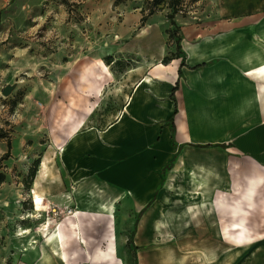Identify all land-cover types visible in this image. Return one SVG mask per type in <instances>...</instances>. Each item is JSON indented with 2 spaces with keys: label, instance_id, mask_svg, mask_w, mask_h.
<instances>
[{
  "label": "crops",
  "instance_id": "obj_1",
  "mask_svg": "<svg viewBox=\"0 0 264 264\" xmlns=\"http://www.w3.org/2000/svg\"><path fill=\"white\" fill-rule=\"evenodd\" d=\"M103 1L88 0L91 9L113 2ZM214 1L217 7L207 22L182 29V57L169 64L162 63L171 51L168 27L159 25L153 15L121 48L118 43L80 42L70 62L61 63L63 68L59 65L58 79L72 82L57 90L63 92L68 105L30 197L34 214L33 191L43 198L44 219L55 192L61 194L58 202L75 213L62 222L53 220L58 230L53 228L42 236L47 248L40 264H47L51 256L58 264H75L81 257L86 264H125L118 252L116 219L136 224L140 241L167 240L170 234L172 240H220L224 243L221 249L218 245L200 251L197 259L207 264H225L227 253L237 256L247 241L261 236L264 0ZM122 11L123 34L140 27L141 7ZM87 45L103 51L96 58L82 56ZM119 51L142 61L116 72L105 58ZM97 92H104V98L92 116ZM31 95H20L15 106L9 104L10 98L0 99V129L6 123L15 125L18 132L13 141L26 140L22 118L14 113L17 105L29 106ZM68 97L73 100L69 102ZM2 103L9 106L2 109ZM107 114H113V119L99 128L95 116L105 118ZM207 144L213 146L198 147ZM4 149L0 143V155ZM32 149L25 145L15 157H26L29 162ZM54 151H58L56 159ZM85 217L91 223L99 217L107 220L102 245L90 251L81 228ZM149 258L150 264L153 259L157 262L156 254Z\"/></svg>",
  "mask_w": 264,
  "mask_h": 264
},
{
  "label": "rangeland",
  "instance_id": "obj_2",
  "mask_svg": "<svg viewBox=\"0 0 264 264\" xmlns=\"http://www.w3.org/2000/svg\"><path fill=\"white\" fill-rule=\"evenodd\" d=\"M110 3L109 7L103 4L101 8L91 9L88 0H0V99L10 98V104L19 101L20 95L25 92L32 94L27 99L28 109L17 105L14 113L22 118L23 132L27 130V137H24V133L22 137L26 140L13 141L18 132L15 125L9 126L10 124L6 123L0 129V143L5 146L0 155V178L5 177L4 182L0 184V264H40L43 250L47 248L46 240L42 239V236H47L53 228L55 231L58 230L59 226L52 224L53 220L62 222L67 216L75 213L58 202L61 194L55 192L52 196L50 217L44 219L41 213V217L36 219L30 197L31 190L25 189L29 169L52 145L58 133V123L68 105V102L65 105L63 92L57 90L69 87L72 82L63 78L58 79L59 65L70 62L75 47H79L80 42L118 43V47L121 48V43L133 40L140 32L141 26L145 25L131 28L130 32L123 34L121 31L125 19L123 8L141 7L143 16L154 9L157 23L168 27L166 33L168 29L176 30L167 15L177 9L179 13L175 16V21L179 30L174 38L169 39L168 35L167 42L171 50L168 55L171 56L177 53L176 41L178 36L182 37V29L204 24L212 17L213 10L217 7L214 0H176L174 3L173 0H161L158 6L153 5L154 0H113ZM105 45L107 46V43ZM99 51L103 49L91 48L89 45L81 50L82 56L95 58ZM113 56L115 60H123L131 65L142 61L141 58L132 55L123 56L120 51ZM124 58L129 59L125 61ZM7 85L16 86L9 97L2 94L3 88ZM11 96L16 99L13 100ZM95 98L96 103L91 104L92 116L99 108L98 101L104 98V92H97ZM67 99L70 102L73 97ZM1 105L9 106L8 103ZM25 113L29 119L27 124ZM112 115L107 114L105 118L96 115L95 124L99 128L105 126L113 119ZM8 142H11L12 149L6 157ZM25 145L33 148L29 162L26 161V157L21 159L19 156L15 157L17 152L24 150ZM53 156L56 159L58 151H54ZM57 165L60 168V157L57 159ZM60 173L62 175L61 170ZM94 220L97 221L91 223L89 217L81 218L82 234L89 240V251L101 244L100 240L107 226L104 217ZM262 222L261 236L255 241H247L237 256L231 257L230 253H227L225 264H264V221ZM187 226L189 225L186 224L185 227ZM28 228L32 231L21 235ZM35 228L39 230L41 237L35 234ZM136 228V224H122L116 219L117 247L119 256L125 264H150L147 260L154 254L157 262L153 259L151 264H207L202 259H197L200 251L217 249L218 245L221 249L224 246L223 242L212 237L199 241L172 240L171 234L167 240L140 241L137 239ZM43 230H46L45 235ZM176 235H173V238ZM82 248L81 250H87L85 247ZM46 263L58 264V260L51 256ZM75 264L86 262L81 257Z\"/></svg>",
  "mask_w": 264,
  "mask_h": 264
},
{
  "label": "trees",
  "instance_id": "obj_3",
  "mask_svg": "<svg viewBox=\"0 0 264 264\" xmlns=\"http://www.w3.org/2000/svg\"><path fill=\"white\" fill-rule=\"evenodd\" d=\"M175 1L176 0H173V3ZM160 2H161V0H154L153 5L158 6V5H160ZM178 13H179V11L177 9H174L171 14L167 15V18L170 21L171 25L176 28L175 31H173L171 29H168L167 34L169 35V39L174 38L177 35V31L179 30V26L176 24V21H175V16ZM154 14H155V10L154 9H151L147 15H144L143 16V18L141 19V24L142 25H145V23L147 22V20L149 19V17L153 16ZM181 42H182V37L181 36H178L177 37V41H176L177 53L176 54H172L169 57H165L162 60V63L163 64H169L173 59L181 58V56H182ZM105 62L108 65H112L113 70L116 71V72H122L123 69H126V67L132 66L129 62L125 63V62H123V60H115L113 56H109V57L105 58ZM182 65H184V63H182ZM172 99L175 100V92H173V94H172ZM15 104L16 103H14V106H15ZM176 113H177V110H176ZM173 121H174V118L171 119L172 132L174 134L175 133V127L173 125ZM212 146L213 145H211V144H207V145L198 146V147L208 148V147H212ZM216 146L222 147V148H227V146L225 144H217ZM11 149H12L11 142H8V152L6 154V157L9 156ZM41 158L42 157H40L37 160H35L34 163H33V165H32V167L29 169L28 176H27V178L25 180V189H26V191H30L31 190V187L33 185V182L35 180V177H36V174H37V171H38V167H39V165L41 163ZM169 167L170 166H167L165 168V170L168 169ZM4 179H5L4 176H2L0 178V184L2 182H4Z\"/></svg>",
  "mask_w": 264,
  "mask_h": 264
},
{
  "label": "bare ground",
  "instance_id": "obj_4",
  "mask_svg": "<svg viewBox=\"0 0 264 264\" xmlns=\"http://www.w3.org/2000/svg\"><path fill=\"white\" fill-rule=\"evenodd\" d=\"M33 196H34V199L36 202L35 203V205H36V209H35L36 210V217L35 218H40L41 217L40 214L46 210V208L43 206V198L41 196H39L35 191H33ZM28 233H29V231L26 230L21 235H26ZM58 239H60V238H58Z\"/></svg>",
  "mask_w": 264,
  "mask_h": 264
},
{
  "label": "water",
  "instance_id": "obj_5",
  "mask_svg": "<svg viewBox=\"0 0 264 264\" xmlns=\"http://www.w3.org/2000/svg\"><path fill=\"white\" fill-rule=\"evenodd\" d=\"M16 89V86L15 85H7V86H5L4 87V89L2 90V94L5 96V97H9L12 93H13V91ZM43 157L44 156H42V158H41V163H40V165H39V167H38V170H39V168H40V166H41V164H42V159H43ZM37 174H38V171H37ZM37 174H36V176H37ZM35 179H36V177H35ZM34 182H35V180H34ZM34 182H33V185H34ZM32 185V186H33Z\"/></svg>",
  "mask_w": 264,
  "mask_h": 264
},
{
  "label": "built area",
  "instance_id": "obj_6",
  "mask_svg": "<svg viewBox=\"0 0 264 264\" xmlns=\"http://www.w3.org/2000/svg\"><path fill=\"white\" fill-rule=\"evenodd\" d=\"M1 108H5V105H2Z\"/></svg>",
  "mask_w": 264,
  "mask_h": 264
}]
</instances>
